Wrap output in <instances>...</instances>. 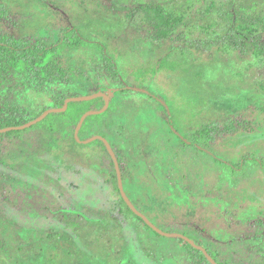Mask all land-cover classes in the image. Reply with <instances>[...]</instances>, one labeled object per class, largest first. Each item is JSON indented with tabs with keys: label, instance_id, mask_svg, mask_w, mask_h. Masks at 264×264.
Here are the masks:
<instances>
[{
	"label": "rangeland",
	"instance_id": "374dc122",
	"mask_svg": "<svg viewBox=\"0 0 264 264\" xmlns=\"http://www.w3.org/2000/svg\"><path fill=\"white\" fill-rule=\"evenodd\" d=\"M0 1L10 13L0 33L80 35L81 46L63 49L83 74L80 91L63 94L98 91L118 103L104 138L122 162L126 194L152 223L223 264H264V54H241L226 37L236 28L227 12L264 18V0ZM263 31L255 33L264 43ZM105 55L117 65L108 82L95 69ZM234 117L250 128L193 143L205 126ZM51 119L0 133V264H191L184 240L119 213L106 147L76 146L53 131L63 120Z\"/></svg>",
	"mask_w": 264,
	"mask_h": 264
},
{
	"label": "trees",
	"instance_id": "16d2710c",
	"mask_svg": "<svg viewBox=\"0 0 264 264\" xmlns=\"http://www.w3.org/2000/svg\"><path fill=\"white\" fill-rule=\"evenodd\" d=\"M226 16L230 20L232 19L236 26V28L231 27L228 29L226 34L227 39L235 50L245 54L252 47L264 54V43L261 41V34L255 33L259 26L264 30V18L256 17L255 15H239L235 11L227 12ZM8 18H10L8 8L0 1V19ZM51 41L47 42L36 37H19L8 33H0V129L25 125L41 116L47 110L62 108L65 101L70 98L63 94L65 88L69 89L67 90V92L69 91L68 94H76L80 91L77 85L81 81L83 74L77 68L64 62L63 49L81 46L82 38L75 30H63L60 36L57 37V41ZM95 65L98 80L108 82L116 78L117 65L109 56L105 55ZM97 93L99 92L96 91L94 94ZM38 94L44 95L47 100L41 104L39 101L38 103L33 102L35 105L24 103L27 102L29 96ZM117 106L118 103L113 100L105 113L87 118L80 131V139H84L88 133L107 138L109 132L103 123L111 117L112 110ZM103 108V100L101 98L90 102L71 103L66 112L51 114L42 123L47 124L49 121L45 122L50 117H52L51 120L53 118H61L63 120L62 124L54 126L53 131L59 130L61 127L62 131L60 132L71 138L72 142L77 146L74 133L81 117L89 111H99ZM261 111L264 112V107ZM250 126L249 121L243 119V117L242 120L234 117L230 123L221 126L210 124L205 126L192 141L193 143L210 144L218 138L231 137L241 131H246ZM99 143L103 147L105 146L101 141ZM107 156L109 157L108 154ZM118 160L121 165V160L119 158ZM112 165L114 167L113 162ZM120 203L123 206H118L120 214L124 212L123 215L129 214L133 219L145 224L142 219L132 213L121 197ZM136 208L143 213L140 208L137 206ZM258 224L263 225L264 223L257 221ZM145 227L149 232L158 236L146 224ZM186 248L192 258L191 264H211L200 250L193 248L188 243ZM207 252L218 264H223L217 261L211 251L207 250Z\"/></svg>",
	"mask_w": 264,
	"mask_h": 264
},
{
	"label": "water",
	"instance_id": "95a60500",
	"mask_svg": "<svg viewBox=\"0 0 264 264\" xmlns=\"http://www.w3.org/2000/svg\"><path fill=\"white\" fill-rule=\"evenodd\" d=\"M99 98H104L106 103L105 106L102 110L99 111H89L87 113H85L76 129H75V133H74V137L75 140L77 141V143L79 144H90L92 142L95 141H101L107 151L109 156L111 157L113 163H114V167L116 170V174H117V179H118V186H119V191L121 194V197L123 199V201L125 202V204L128 206V208L132 211L133 214H135L137 217H139L140 219L143 220V222L149 227L151 228L154 232H156L158 235L166 237V238H179L180 240H184L186 243L190 244L193 248L200 250L201 252L204 253V255L206 256L207 260L211 263V264H218L216 262V260L207 252V250L201 246H198L193 240H191L190 238H188L187 236L184 235H180V234H171V233H167L162 231L160 228H158L154 223H152L150 221V219H148V217H146L142 212H140L136 206L134 205V203L131 201V199L128 197V195L125 192L124 189V185H123V176H122V170H121V165L120 162L118 160V156L115 153L112 145L110 144V142L102 137V136H94L88 140H81L79 137L80 131L86 121L87 118L91 117V116H98V115H102L103 113H105L110 106V98L104 94V93H97V94H93L90 96H79V97H70L68 98L65 103L64 106L62 108H57V109H50L45 111L41 116H39L38 118H36L35 120L22 125V126H17V127H10V128H5V129H0V133H8V132H12V131H22V130H26L28 128H31L39 123H41L45 118H47L49 115L51 114H58V113H64L68 110V107L71 103H82V102H90Z\"/></svg>",
	"mask_w": 264,
	"mask_h": 264
}]
</instances>
